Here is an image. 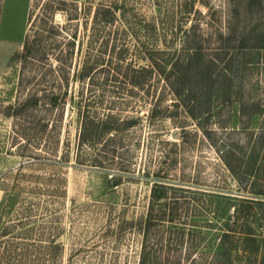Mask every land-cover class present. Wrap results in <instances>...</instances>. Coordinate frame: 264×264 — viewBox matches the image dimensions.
<instances>
[{
    "label": "rangeland",
    "instance_id": "rangeland-1",
    "mask_svg": "<svg viewBox=\"0 0 264 264\" xmlns=\"http://www.w3.org/2000/svg\"><path fill=\"white\" fill-rule=\"evenodd\" d=\"M242 198L264 0H0V264H188Z\"/></svg>",
    "mask_w": 264,
    "mask_h": 264
},
{
    "label": "trees",
    "instance_id": "trees-1",
    "mask_svg": "<svg viewBox=\"0 0 264 264\" xmlns=\"http://www.w3.org/2000/svg\"><path fill=\"white\" fill-rule=\"evenodd\" d=\"M173 86V84H172ZM229 171L238 175L231 163L226 164ZM245 174V173H240ZM255 179V176H253ZM256 194V193H252ZM163 192L154 194V198H160ZM254 197V196H251ZM240 205L233 208L229 224L219 228V232L214 234L212 241L207 247L210 252L198 253L196 257L192 252L189 253L188 264H264V231L259 232L256 227L259 213L256 205H260L262 201L253 198H242L239 200ZM157 208V207H156ZM155 205L150 208V223L155 219ZM163 212L161 211L160 214ZM172 219H176L173 212L170 214ZM259 227V225H257ZM149 230V229H148ZM199 244L203 243V239H199ZM149 252L146 244L143 245L142 263L149 264Z\"/></svg>",
    "mask_w": 264,
    "mask_h": 264
}]
</instances>
